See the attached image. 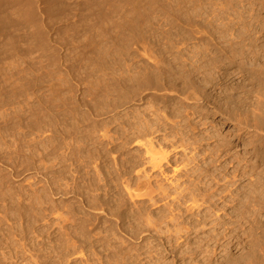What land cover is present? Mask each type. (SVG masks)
Returning a JSON list of instances; mask_svg holds the SVG:
<instances>
[{"label":"rangeland","instance_id":"obj_1","mask_svg":"<svg viewBox=\"0 0 264 264\" xmlns=\"http://www.w3.org/2000/svg\"><path fill=\"white\" fill-rule=\"evenodd\" d=\"M184 62L193 72L174 68ZM263 68L264 0H0V264H264ZM151 113L208 136L196 148L158 131L162 175L130 127ZM207 142L221 156L202 177L213 199L199 214L181 210L175 227L162 215L170 197L127 194L145 165L169 194L198 182L172 167L212 156ZM204 213L220 222L198 223Z\"/></svg>","mask_w":264,"mask_h":264},{"label":"bare ground","instance_id":"obj_2","mask_svg":"<svg viewBox=\"0 0 264 264\" xmlns=\"http://www.w3.org/2000/svg\"><path fill=\"white\" fill-rule=\"evenodd\" d=\"M150 1V0H149ZM168 1V0H167ZM148 2V1H147ZM160 2V1H159ZM164 2V1H163ZM143 3V2H142ZM152 3V2H151ZM156 3V2H155ZM174 3V2H173ZM141 4V3H140ZM139 4V5H140ZM154 4V3H153ZM152 4V5H153ZM162 4V3H161ZM182 4V3H181ZM151 5V4H150ZM154 6V5H153ZM140 7V6H139ZM148 7V6H147ZM168 8H170V7H168ZM192 8V7H191ZM150 9V8H149ZM139 10V9H138ZM153 10V9H152ZM169 10V9H168ZM165 11V10H164ZM184 12V11H183ZM175 13V12H174ZM139 14V13H138ZM153 13H151V15H152ZM176 14V13H175ZM169 15V14H168ZM173 15V14H172ZM150 16V15H149ZM145 17V16H144ZM185 17V16H184ZM138 18V17H137ZM141 18V17H140ZM155 19V18H154ZM141 20V19H140ZM147 20V19H146ZM209 20V19H208ZM145 21V20H144ZM170 21V20H169ZM175 21V20H174ZM177 21V20H176ZM141 23H143V21L141 22ZM146 23V22H145ZM166 23V22H165ZM138 24H140L139 23V21H138ZM137 24V25H138ZM144 24V23H143ZM174 25V24H173ZM212 25V24H211ZM140 26L142 27V26H144V25H142V24H140ZM197 26V25H196ZM233 26V25H232ZM140 27V28H141ZM182 27V26H181ZM146 28V27H145ZM169 28V27H168ZM199 28V27H198ZM226 28V27H225ZM229 28V27H228ZM148 29V28H147ZM200 29H201V27H200ZM139 30V29H138ZM151 30V29H150ZM176 30V29H175ZM187 30V29H186ZM189 30H191V29H189ZM202 30V29H201ZM193 31V30H192ZM148 32V31H147ZM162 32V31H161ZM167 32V31H166ZM139 33H141L140 31H139ZM164 33V32H163ZM176 34V33H175ZM150 35V34H149ZM174 35V34H173ZM172 35V36H173ZM143 36V35H142ZM146 36V35H145ZM172 38V37H171ZM169 42V41H168ZM237 43V42H236ZM261 43V42H260ZM231 44V43H230ZM238 44V43H237ZM253 44V43H252ZM248 45V44H247ZM256 45H258V44H256ZM223 46V45H222ZM236 46V45H235ZM251 46V45H250ZM180 47V46H179ZM172 48V47H171ZM174 48V47H173ZM177 48H178V46H177ZM187 48V47H186ZM182 49V48H181ZM179 50V49H178ZM195 51V50H194ZM168 52V51H167ZM166 53V52H165ZM181 53V52H180ZM161 54V53H160ZM226 54V53H225ZM244 55V54H243ZM213 56V55H212ZM166 57V56H165ZM177 57V56H176ZM215 57V56H214ZM250 57V56H249ZM256 57V56H255ZM178 58H179V56H178ZM246 58V57H245ZM251 58V57H250ZM174 59H176L177 60V58H174ZM181 59V58H180ZM205 59V58H204ZM216 59V58H215ZM247 59H248V57H247ZM162 61V60H161ZM172 61H173V57H172ZM197 61V60H196ZM240 61V60H239ZM248 61V60H247ZM180 62V61H179ZM220 62V61H219ZM171 63V62H170ZM200 63V62H199ZM222 63V62H221ZM241 63V62H240ZM168 64V63H167ZM173 64V63H172ZM175 64V65H174ZM173 65H174V68H176V70H178V71H181L182 73H188L189 74V72H193V70H194V68H195V66H192V65H186V63L184 62V64H179L178 66L176 65V63H174ZM196 64V63H195ZM262 64V63H261ZM161 65H162V63H161ZM170 65V64H169ZM172 65V66H173ZM221 65V64H220ZM198 66V65H197ZM171 67V66H170ZM170 67H168V68H166V67H163L164 68V72L166 71V72H170ZM158 68V67H157ZM173 69V68H172ZM196 69H197V67H196ZM210 70V69H209ZM142 72V71H141ZM163 72V71H162ZM161 71H160V73H162ZM159 73V72H158ZM173 73V72H172ZM185 73V74H186ZM220 73V72H219ZM193 74V73H192ZM263 74H264V68H263ZM142 75V74H141ZM169 75V74H168ZM205 75V74H204ZM157 76H159V74H157ZM161 76V75H160ZM160 76H159V78H160ZM165 77V76H164ZM171 77V76H170ZM181 77V76H180ZM202 78H203V76H202ZM208 78V77H207ZM216 78V77H215ZM214 78V79H215ZM138 79V78H137ZM263 80H264V78H263ZM155 81V80H154ZM214 82H215V80H214ZM188 85V84H187ZM165 86V85H164ZM226 86V85H225ZM264 86V85H263ZM170 88V87H169ZM262 88V87H261ZM165 90V89H164ZM167 90V89H166ZM187 90V89H186ZM185 90V92L183 93V98L184 99H186V100H188V101H199V100H201L202 101V103H204L205 101H204V99L202 98V96H200V95H198L197 93H195L193 90L192 91H190V90H187L186 91ZM262 90V89H261ZM178 92V91H177ZM264 92V91H263ZM180 93H182V92H180ZM203 93V92H202ZM231 94V93H230ZM178 95V94H177ZM201 95H204V94H201ZM207 95V94H206ZM214 95V94H213ZM158 96V95H157ZM208 96V95H207ZM206 96V97H207ZM210 96V95H209ZM225 96V95H224ZM164 97V96H163ZM214 97V96H213ZM213 97H211L212 99H213ZM232 97V96H231ZM243 97V96H242ZM183 98H182V100H183ZM207 100V99H206ZM174 101V100H173ZM214 101L216 102V100H215V97H214ZM157 102V101H156ZM207 102V101H206ZM205 102V103H206ZM173 103V102H172ZM155 104V103H154ZM153 105V104H152ZM159 105V104H158ZM164 105V104H163ZM156 106V105H155ZM152 107V106H151ZM161 107V106H160ZM165 107V106H164ZM187 108V107H186ZM154 109V108H153ZM176 109V108H175ZM183 109V108H182ZM133 110V109H132ZM192 110V109H191ZM258 110H259V113L256 115V119L258 120V122L260 123V125H263L264 126V93H263V101L259 104V107H258ZM151 111V110H150ZM159 111V110H158ZM154 112V111H153ZM174 112V111H173ZM187 112V111H186ZM181 113V112H180ZM179 113V114H180ZM139 114V113H138ZM149 114V113H148ZM151 114H153L154 116L156 115V120L154 121V122H152V121H150V120H146V119H143V118H138L139 120H137V121H140V125H139V122L137 123H134L133 122V125H130V127L131 126H134V125H136V126H134L135 127V129H133L134 131L137 129L138 131H139V133L137 134L136 133V135L134 136V137H132V138H135L136 137V140H134V141H136V143H140L143 147H144V151H143V153H144V156H143V159L145 160L144 162H145V164L146 165H148L149 166V170H150V172L151 171H154V170H156V169H159L160 171L161 170H163V169H161L162 168V166L163 165H165L166 166V164H164V163H168V161H169V152L168 151H163L161 148H162V146H161V148H160V144L158 143V141H156L158 144V148L154 145V141H153V139L155 138L154 137V135L158 132V131H161V132H163L164 131V133H168V132H170V133H174L175 135H174V137L173 138H177V139H180L181 138V136L182 135H187L188 137H190V140L192 139V142H189V141H185V142H188V144H190V145H195V144H197V146L198 147H196V146H194V147H196V148H199V146L201 145L202 146V144H205V141H206V138L208 137H204L203 136V133H202V136H199V134H197V136H195V137H192L191 135L189 136V134L191 133V134H193V129L195 128V126L194 125H192V123H190L189 121L187 122V123H185L184 125H183V123L182 124H180L179 125V127L180 128H178V129H174V127L172 128V124H171V126L170 127H166V122H164L159 116H158V114L157 113H151ZM163 114V113H162ZM166 114V113H165ZM188 114H189V112H188ZM147 115V114H146ZM168 116V115H167ZM126 117V116H125ZM136 117V116H135ZM140 117V116H139ZM148 117H149V115H148ZM153 117V116H152ZM124 118V117H123ZM132 118H133V120L135 119L133 116H132ZM137 118V117H136ZM169 119V118H168ZM132 120V121H133ZM136 120V119H135ZM187 121V120H186ZM127 122H129V121H127ZM174 122V121H173ZM172 121H171V123H173ZM194 122V121H193ZM168 123V122H167ZM127 124V123H126ZM175 124V123H174ZM177 124V123H176ZM169 126V125H168ZM175 126V125H174ZM129 127V128H130ZM133 127V128H134ZM177 127V126H176ZM188 127V128H187ZM197 127V126H196ZM131 129V128H130ZM168 129H169V131H168ZM200 130V129H199ZM137 131V132H138ZM166 131V132H165ZM195 131H196V128H195ZM136 132V131H135ZM190 132V133H189ZM202 131H200V132H198V133H201ZM163 134V133H162ZM171 134V135H172ZM194 134H196V132H194ZM126 136V135H125ZM124 136V137H125ZM160 136V135H159ZM164 136H166V134H164L163 135V137ZM170 136V135H169ZM163 137H161V138H163ZM126 138H127V136H126ZM164 138H167V136L166 137H164ZM171 138V137H170ZM123 139V138H122ZM127 139H130V138H127ZM124 140H125V138H124ZM161 140V139H160ZM163 140V139H162ZM172 140V139H171ZM185 140V139H184ZM164 141V140H163ZM177 141V140H176ZM176 141H175V143H176ZM179 141V140H178ZM177 141V143H179ZM125 142V141H124ZM123 142V143H124ZM160 142V141H159ZM169 142H171V141H169ZM126 143V142H125ZM125 143H124V145H125ZM168 143V142H167ZM175 143H173V144H175ZM176 143V144H177ZM170 144V143H169ZM172 144V145H173ZM187 144V143H186ZM187 144V145H188ZM207 144H208V142H207ZM123 145V146H124ZM122 146V145H121ZM174 146V145H173ZM208 146L210 147V151H208L209 153H211L212 154V156H208V154L206 155H203V156H205V157H202L201 155H200V157L198 156V155H194V154H192V155H190V157H188L187 158V156H186V160H185V163H184V161H180V163H176L175 165H177V166H174V167H172L173 169H172V171H174V172H177V171H179V169L181 168H183V170H184V173H185V175L189 178L190 176L191 177H194V179L195 178H198L199 179V181L198 182H196V183H187V181H185V185L180 189V190H176V191H174V193L173 194H169V192H167L163 187H161L163 184H161L160 183V185H155V186H157V187H155L154 186V184H153V181L150 179L152 176H150L151 174H148V173H150V172H146L147 171V169H144V168H147V166L145 165V167L143 168V167H141V168H143V169H138V167H137V169L135 168V166L134 167H132V168H135V170H137L136 172H135V174H137V173H139V171H142V175L141 174H138V175H136V180L133 182V181H131V180H128V182L127 183H125L126 184V189H127V194H129V196H130V198H136V199H139L140 201L141 200H144V199H149V200H154L153 202H155L156 201V199L155 198H158V200L160 199L161 201H164V202H166L165 200L166 199H168L169 197H170V201L171 202H168L169 203V207H167L168 205V203L166 204H164L163 202H161V203H163L164 205H167V206H165V208L166 209H168L167 211H168V214H166V213H163V212H160V213H163L162 215H163V217H165V219H166V221H167V218H168V220H169V222L170 223H172V222H175V225L177 226V224H176V222H177V220L179 219V217H181L182 215V213L183 212H181V213H179L181 210H184L185 211V213L186 214H193V212H194V209H196V208H199L200 206V203H199V201H200V198L204 201V199L203 198H206V199H208V198H212L213 197V193L212 192H206V191H203L204 189L202 188V185H201V180H202V177L203 176H208V175H210L212 178H213V176H214V174H213V171H214V169H210L211 168V164H213L215 161L217 162V159L221 156L220 154H218L216 151H217V149L216 148H214L215 146H210L209 144H208ZM218 146V145H217ZM172 147V146H171ZM175 147V146H174ZM182 147H185V144L183 143V141H181L180 142V144H178L175 148H174V150L176 149V148H182ZM194 147H192V148H194ZM160 149H161V151H160ZM173 149V148H172ZM190 149V148H189ZM201 149V148H200ZM176 150H178V149H176ZM194 150V149H193ZM171 151V150H170ZM183 151H185V149L183 150ZM191 151V150H190ZM200 151V150H199ZM192 152V151H191ZM206 152V151H205ZM221 153V152H220ZM174 154V153H173ZM203 154V153H202ZM188 155H189V153H188ZM206 157H210V161L209 162H206L207 163V166L206 167H204V165H203V167L201 166L202 165V160H204V158H206ZM142 158V157H141ZM183 158V157H182ZM171 159V158H170ZM174 160V159H173ZM178 160V159H177ZM184 160V159H183ZM136 161V160H135ZM135 161H134V164H135ZM143 161V160H142ZM175 161V160H174ZM179 161V160H178ZM139 162V161H138ZM170 162V161H169ZM172 162V161H171ZM175 162H177V161H175ZM183 162V163H182ZM122 163H124V162H122ZM174 163V162H173ZM172 163V164H173ZM139 164H140V162H139ZM121 165V164H120ZM126 165V164H125ZM144 164L142 163V166H143ZM127 166V165H126ZM138 166V165H137ZM168 166V165H167ZM179 166H180V168H179ZM216 166V165H215ZM242 166V165H241ZM164 167V166H163ZM121 168H122V166H121ZM123 168H124V166H123ZM129 168V167H128ZM140 168V167H139ZM221 168V167H220ZM257 168H259V167H257ZM126 169V168H125ZM130 169V168H129ZM129 169H127L126 170V172L124 171V173H132L131 172V170L129 171ZM166 169V168H165ZM164 169V170H165ZM191 169V170H190ZM133 170V169H132ZM190 171L191 173H187V171ZM120 171V170H119ZM182 171V170H181ZM155 172V171H154ZM159 172V171H158ZM164 172V171H163ZM166 172V171H165ZM174 172H173V174H174ZM141 173V172H140ZM162 173V171L160 172V174ZM183 173V172H182ZM122 174V173H121ZM175 174H177V173H175ZM174 174V175H175ZM179 174V173H178ZM217 174V173H216ZM155 175H156V173H155ZM154 175V176H155ZM162 175V174H161ZM163 175H165V173L163 174ZM174 175H173V177H174ZM179 175H182V174H179ZM126 176V175H125ZM134 176V175H133ZM132 176V177H133ZM157 176V175H156ZM178 176V175H177ZM209 176V177H210ZM160 177V176H159ZM179 177V176H178ZM155 178V177H154ZM157 178V177H156ZM163 178V177H162ZM166 178V177H165ZM170 178V177H169ZM152 179H153V177H152ZM197 179V180H198ZM228 179V178H227ZM154 180V179H153ZM158 180V179H157ZM192 180V179H191ZM191 180H189V181H191ZM196 180V179H195ZM155 181V180H154ZM168 181V180H167ZM179 181V180H178ZM214 181V180H213ZM172 182V180L170 181V183ZM173 182H175V181H173ZM205 182V181H204ZM155 183H157L156 181H155ZM218 183V182H217ZM159 184V183H158ZM179 184V183H178ZM181 184V183H180ZM203 184V183H202ZM176 185V184H175ZM171 186V185H170ZM181 186V185H180ZM206 186V185H205ZM173 187H175L174 185H173ZM176 188H179V186L178 187H176ZM208 188V187H207ZM218 188V187H217ZM173 190H175V189H173ZM169 191V190H168ZM226 191V190H225ZM234 191V190H233ZM173 192V191H172ZM242 194V193H241ZM255 194V193H254ZM157 196V197H156ZM251 196H253V194L251 195ZM215 197V196H214ZM257 197V196H256ZM244 198V197H243ZM213 199V198H212ZM254 199V198H253ZM258 199H259V197H258ZM159 200V201H160ZM201 200V201H202ZM208 200H210V199H208ZM207 202V201H206ZM199 203V204H198ZM209 203V205L211 206L212 204H213V202L212 201H209L208 202ZM154 204V203H153ZM204 204V203H203ZM182 206H184V207H182ZM210 206H208V207H210ZM254 206V205H253ZM256 207V206H255ZM161 208V207H160ZM182 208H184V209H182ZM163 209V208H162ZM165 209V210H166ZM202 209V208H201ZM209 209V208H208ZM164 210V209H163ZM197 210V209H196ZM195 210V211H196ZM200 210V209H199ZM207 211V210H206ZM209 211V210H208ZM213 211V210H212ZM264 211V210H263ZM140 212V211H139ZM166 212V211H165ZM197 212H198V210H197ZM159 213V212H158ZM201 213V212H200ZM203 213V212H202ZM206 213V212H205ZM200 214V217L199 218H197V221H198V219H200V221H198V223H201V224H203V225H207L210 221V223H213L214 225H216L217 223H219L220 221H218V217L216 216V218L215 219H210V218H208L207 219V217H208V214ZM208 213V212H207ZM213 213V212H212ZM184 214V213H183ZM198 214H199V212H198ZM255 214V213H254ZM141 215H143L142 213H141ZM160 215L161 214H159V217H160ZM181 215V216H180ZM185 215V214H184ZM196 215V214H195ZM209 215H212V214H209ZM214 215V214H213ZM139 216H140V214H139ZM189 216V215H188ZM190 216H193V215H190ZM199 216V215H198ZM254 216V215H253ZM162 217V218H163ZM185 217H187V216H185ZM209 217H211V216H209ZM248 217V216H247ZM189 218V217H188ZM188 218H187V220H188ZM214 218V217H213ZM165 219H163V220H165ZM158 220H159V218H158ZM192 220V219H191ZM161 221V220H160ZM182 221V220H181ZM196 221V222H197ZM260 221V220H259ZM258 221V219H254V220H252L251 221V223H250V229H252V231L253 232H255V233H257V232H260V230H262L261 229V223ZM150 222V221H149ZM186 222L187 221H185V224H186ZM190 222H192V221H190ZM147 223H148V221H147ZM147 223H146V225H147ZM154 223V222H153ZM158 223V222H157ZM161 223H162V221H161ZM180 223V222H179ZM209 223V224H210ZM159 224V223H158ZM167 224H169V223H167ZM227 224V223H226ZM151 225V224H150ZM155 225V224H154ZM170 225V224H169ZM172 225H174L173 223H172ZM174 225V226H175ZM187 225H188V223H187ZM187 225H186V227H187ZM200 225V224H199ZM212 225V224H211ZM214 225H212V226H214ZM156 226H157V224H156ZM175 226V227H176ZM192 226V225H191ZM190 226V227H191ZM195 226V225H194ZM197 226V225H196ZM196 226H195V229H196ZM200 226H202V225H200ZM224 226V225H223ZM229 227V226H228ZM147 228V227H146ZM180 227L178 226V229H179ZM186 229V228H185ZM187 229H189V228H187ZM186 229V230H187ZM228 229V228H227ZM233 229V228H232ZM231 229V230H232ZM169 230V229H168ZM183 230H184V228H183ZM185 230V231H186ZM244 230V229H243ZM177 231V230H176ZM180 231V230H179ZM189 231V230H188ZM188 231H186V232H188ZM226 231V230H225ZM252 231H251V233H252ZM158 232V231H157ZM156 232V233H157ZM182 232V231H181ZM262 232V231H261ZM167 233V232H166ZM226 233H229V231H227ZM170 234H172V233H170ZM184 234H186V233H184ZM237 234V233H236ZM260 234V233H259ZM258 235V234H257ZM224 236H226V234H224ZM252 236V235H251ZM255 236H256V234H255ZM254 236V237H255ZM182 237V236H181ZM186 237V236H185ZM188 237V236H187ZM253 237V239H255ZM180 238V237H179ZM257 238V237H256ZM258 238H261V235H260V237H258ZM215 239V238H214ZM244 239V238H243ZM215 241H217V239L215 240ZM248 241H250V240H248ZM257 241H258V239H257ZM188 242V241H187ZM260 242V241H259ZM216 244H217V247L220 245H222V243H220V242H215ZM256 243H258V242H256ZM189 244V243H188ZM188 247V246H187ZM261 247V246H260ZM215 248V247H214ZM213 248V249H214ZM264 249V248H263ZM263 249H261V250H263ZM258 252V251H257ZM214 254V253H213ZM215 255V254H214ZM262 256V255H261ZM253 259V258H252ZM264 262V261H263ZM261 264V263H260Z\"/></svg>","mask_w":264,"mask_h":264}]
</instances>
